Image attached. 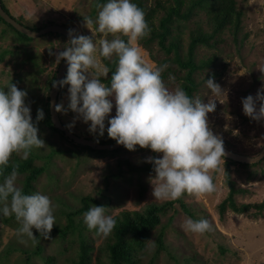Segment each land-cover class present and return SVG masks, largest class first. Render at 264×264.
<instances>
[{
    "label": "rangeland",
    "instance_id": "obj_1",
    "mask_svg": "<svg viewBox=\"0 0 264 264\" xmlns=\"http://www.w3.org/2000/svg\"><path fill=\"white\" fill-rule=\"evenodd\" d=\"M171 1L143 0L150 8L145 19L151 32L158 31V21L164 14L163 8L156 4L163 2L167 7ZM107 2L2 0L10 15L26 27L35 30L60 24L73 29L78 36H90L94 41L113 39L111 35L105 37L99 33L95 23L100 10L97 5ZM132 2L136 4V0ZM188 5L189 0H185L183 13L187 12ZM238 9L242 16L236 31L234 25L215 31L205 9L175 17L169 23L170 38H176L180 54L186 60L194 37L192 34L197 30V35H210L207 42L197 44L194 52L199 67L193 73L197 86L193 97H199L205 103L210 99L215 101V111L208 113V123L213 134L223 141V147L239 154L257 156L264 147V120L257 122L246 116L242 98L255 97L264 86V71H261L264 69V0H238ZM84 16L93 19L94 36L85 26ZM121 38L127 41V37ZM145 38L138 41L144 59L154 68L167 65L162 78L169 90L182 88L186 69L175 61V53L166 52L156 41L145 45ZM68 41L69 38L55 32L26 40L8 24L0 22V89L6 90V86L13 82L19 89L26 90V104L31 108L34 122L37 110L43 109L44 112V119L37 126L39 136L46 144L43 148H33L28 157L33 160V165L43 168V172L33 182L28 195L40 192L50 198L54 205V225L66 226L68 213L83 206L84 196L97 200L98 203H92L90 208L105 206V214L113 218L126 211L143 212L151 204H161L165 209L159 214L160 222L150 230L145 245L133 250L132 264H264V206L263 209L257 208L264 202V157L248 164L221 157L219 170L212 173L214 192L199 198L185 194L175 201L154 200L148 179L155 175L153 166L143 172H133L126 162L139 167L150 165L145 158L154 156L151 149L137 145L135 151H130L122 145L118 150L89 151L62 137L48 123L49 86L54 83L63 61H57L54 54L50 55L49 48L58 53L65 49ZM116 58L106 60L101 57V62L108 67L107 62L112 63ZM110 77L111 72L108 78H102L103 82L110 85ZM209 78H214L223 89L219 95L212 94L207 88ZM69 87L59 88L57 103L67 109L66 113L59 112L62 122L67 126L75 121L71 130L67 128L78 136L95 140L103 138L107 143H115L109 142L108 120L105 121L104 135L100 137L89 131L91 122L75 119L77 113L68 108ZM109 99L113 102L108 117L111 119L116 115V105L114 96ZM156 157L162 158V153H156ZM16 161L23 159L14 154L10 163ZM228 168L232 184L226 179ZM8 174L0 175V183ZM26 175L18 172V187H24ZM230 195L240 210L247 206L244 212L233 207ZM86 212L73 216L72 228L66 236L55 234L51 239H41L40 253L35 252L36 243L31 239L17 235L20 225L15 217H4L0 213V264H79L83 248H87L85 264H113L109 253V246L114 242L113 234L105 237L96 230H89L84 222ZM188 218L208 220L211 231L203 234L186 232L182 224ZM33 231L36 235L37 230ZM160 232L164 233V248H160L157 242Z\"/></svg>",
    "mask_w": 264,
    "mask_h": 264
},
{
    "label": "clouds",
    "instance_id": "obj_2",
    "mask_svg": "<svg viewBox=\"0 0 264 264\" xmlns=\"http://www.w3.org/2000/svg\"><path fill=\"white\" fill-rule=\"evenodd\" d=\"M97 7L100 9L95 20L97 31L113 39L94 41L90 36H76L69 29V41L63 51L53 53L49 48V54L56 55L57 61H67V75L59 85H70L68 108L77 113L75 119L91 122L89 131L93 134L102 137L108 120V137L118 144L130 151L139 145L162 153V158H145L155 173L148 178L154 200L175 201L185 194L199 198L214 192L212 173L219 170L224 157L223 141L213 134L208 123V113L215 111V101L210 99L205 103L199 97H190L181 87L174 91L166 87L162 72L167 65L154 68L138 46V41L147 37L151 29L144 11L132 0H108ZM84 20L94 36L93 19L84 16ZM121 37H127V41ZM113 56L118 62L109 85L102 79L108 78L110 70L101 62V57L111 60ZM206 86L214 95L223 91L214 78L207 79ZM27 95L26 90L13 82L6 90L0 89V175L14 154L27 160L33 148H43L46 144L37 126L44 119L43 109L37 110L34 122L31 108L26 104ZM113 96L116 115L108 119L113 109L109 98ZM242 104L246 116L257 122L264 120V86L255 97L242 98ZM56 111L66 113L67 109L59 104ZM74 122L67 125L70 130ZM18 167L13 165L11 173L0 183V213L15 217L20 225L18 236L37 243L35 229L39 236L51 239L56 224L54 205L40 192L24 194L16 183ZM105 211V206L91 207L84 214V222L89 230L107 237L117 221ZM182 227L196 234L211 231L206 219L188 218Z\"/></svg>",
    "mask_w": 264,
    "mask_h": 264
},
{
    "label": "trees",
    "instance_id": "obj_3",
    "mask_svg": "<svg viewBox=\"0 0 264 264\" xmlns=\"http://www.w3.org/2000/svg\"><path fill=\"white\" fill-rule=\"evenodd\" d=\"M108 0H97V3H104ZM190 5H188L187 12L183 13V5L185 3V0H172L167 7H165V4L163 2H158L156 4L158 8H163L164 14L161 16V18L158 21V31H152L150 33V36L145 38V45H149L151 42L156 41L158 45H160L161 48H163L166 52H173L175 53V61L179 64V66L183 69H186V76L183 77L184 82L182 84V88L187 92V94L190 97L194 96V91L196 90V82L193 78V73L196 71V69L199 67L198 63H196L194 59V52L197 47V44L202 42H207L210 35L206 34H198L197 30L192 35L194 36L192 38V41L189 44L188 47V58L186 60L183 59V57L180 54V44L178 41H176V38L172 37L170 38L171 31L169 28V23L175 18V17H181L183 15H187L189 12L193 11H199L206 9L208 18L215 29V31L223 30L224 27L227 25H234V29L239 28V23L241 21L242 11L238 9V0H189ZM136 4L138 7H140L147 17L150 13V8H148L144 3L143 0H136ZM4 6V5H3ZM165 7V8H164ZM5 8V7H4ZM6 12L9 13V11L5 8ZM10 14V13H9ZM145 17V18H146ZM18 21V20H17ZM0 22H5L4 19L0 16ZM19 22V21H18ZM10 27H12L15 31H17L11 24L5 22ZM42 28H37L35 30H40ZM235 29V31H236ZM24 39L26 40H33V38L17 31ZM62 35V34H60ZM64 36V35H62ZM106 61V60H105ZM107 62V61H106ZM118 62V58H116L112 63L107 62L108 68L111 72L115 71L116 65ZM56 77V76H55ZM54 77V79H55ZM111 78V77H110ZM109 78V82H110ZM53 83H50L49 86V94H48V101H47V121L48 123L57 131L59 134L68 139L73 144L80 146L82 148H85L89 151H96V152H105L108 150H118L122 145H120L118 148L114 149H97L96 147H90L88 145H82L79 143L74 142L71 138L67 136L66 130H63L59 127H57L52 118H51V111H50V89L52 87ZM60 117V115H59ZM61 119V118H60ZM62 122V120H61ZM62 124L65 126L66 129L67 126L62 122ZM69 130V129H68ZM109 142H116V140L109 138ZM99 143H107L108 141H105L103 138L98 139ZM154 156L156 157V153H154ZM127 162V165L129 166L130 170L133 172H143L146 170H149L152 168V164L146 165L143 167L131 165ZM243 164H248L246 162H242ZM13 165H19L18 172L21 173H27L25 178V184L24 187H22L24 194H29L31 190L33 189V182L40 176V174L43 172V168L36 167L33 165V160L28 158L27 160L23 161H16L13 163H9V166L7 169L4 170V174L11 173L12 166ZM230 168L226 171V179L229 184H232L230 180ZM230 203L233 205L235 209L238 211L244 212L247 206H242L241 210L234 204V201L232 199V196L230 195ZM83 206L73 212L68 213V219L69 223L66 224L64 227H59L57 225H54L53 230L51 232V237H53L55 234H60L62 236H66L69 229L72 228L73 225V216L78 213H82L85 211H88L91 204L98 203L97 200L90 196H84L82 198ZM171 203V202H169ZM264 202L259 204L257 208L263 209ZM164 205L161 204H151L149 209L144 210L143 212L140 211H126L123 212L120 216H116L114 219L117 221L116 226L112 232L114 236V242L109 246V253L111 260L113 264H132V252L133 250H136V248H141L145 245V241L149 236L150 230L155 228L159 222H160V212L164 210ZM36 253H40L42 250L41 246V239H43L42 236H39V232L36 233ZM157 242L160 248H164V233L160 232ZM87 261V248H83L82 252L80 253V260L79 264H85ZM150 264H153L152 262Z\"/></svg>",
    "mask_w": 264,
    "mask_h": 264
},
{
    "label": "water",
    "instance_id": "obj_4",
    "mask_svg": "<svg viewBox=\"0 0 264 264\" xmlns=\"http://www.w3.org/2000/svg\"><path fill=\"white\" fill-rule=\"evenodd\" d=\"M0 16L4 19L5 22L11 24L17 31L31 37V38H37L43 34L55 32L64 35L65 37L69 38V28L60 25V24H50L40 30H33L29 27H26L21 22H18L14 17H12L9 13L6 12L2 0H0ZM74 35L78 36L77 33L74 32ZM67 68V61L63 60L58 68L57 76L52 84V87L50 89V111H51V118L54 122V124L63 129L66 130L67 136L71 138L74 142L82 144V145H88L90 147H96L97 149H114L118 148L120 144L117 142L115 143H99L95 139H89L82 136H78L77 134L71 132L70 130L66 129L65 126L62 124L61 119L59 117V112L56 111V106L58 105L57 99H58V93H59V81L64 78L65 71ZM224 156L228 157L230 159L236 160L238 162H247V163H254L264 157V147L259 155L257 156H248L244 154H239L233 151L228 150L224 147Z\"/></svg>",
    "mask_w": 264,
    "mask_h": 264
}]
</instances>
